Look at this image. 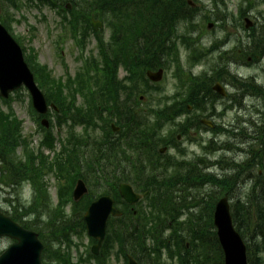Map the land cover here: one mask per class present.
<instances>
[{
	"label": "rangeland",
	"instance_id": "rangeland-1",
	"mask_svg": "<svg viewBox=\"0 0 264 264\" xmlns=\"http://www.w3.org/2000/svg\"><path fill=\"white\" fill-rule=\"evenodd\" d=\"M198 2V7L202 6V16L204 13V16L206 18H212L214 19V15H215V9L213 8L214 2L213 0H195ZM241 0H225L226 5L228 6V10L229 13L235 14L236 15V6L239 5ZM206 7V8H205ZM223 9L224 7L221 6ZM203 8H205V10H203ZM204 11V12H203ZM260 13L264 14V6L259 5L256 6L255 8H253L251 14L252 16L255 18L260 16ZM18 19L24 18L26 19L25 22H23L22 24H13L12 25V29L14 30V33L18 34V36H20L22 38V41L25 45V47L27 49L31 48L34 49L35 52L38 54L39 57V62L42 65H46L48 67V69L51 71L53 77H55L56 79H62L64 77L65 74V68L63 67V65L61 64L60 60L57 58L56 56V52H57V45H56V41L57 38L59 39L60 36H63L64 33L61 29V27L59 25H57V21H58V16L55 14L54 10L50 9L49 7H43V8H35V7H29L27 6V3L24 4V7L22 8L21 12L15 15ZM261 18V17H260ZM263 22V21H261ZM237 24V19L235 22H232V27H234ZM239 24V28H234V29H230V31L233 33L235 32V34L238 37L239 40V44L237 45V49L240 48L241 50H244L243 47L245 48L246 46V39L243 37H245V32L242 30V27ZM32 28H38V32L37 34H31L32 33ZM215 32H220V30H215ZM214 33V32H213ZM212 33H209L208 35L204 36L203 39H207L209 37H213L211 36ZM219 35L222 37L223 33H219ZM110 36V33L107 32L105 37L106 39H108ZM248 37V36H247ZM64 46V52H65V62L68 66L69 72L72 76H75V74L77 73V71L79 70L81 64L78 61L77 57L79 56L77 50L75 49L73 43L71 42V39H68L67 36V40L65 41V43L63 44ZM97 56V48L95 47V43L94 41L90 43L88 50L86 52V57L89 56ZM245 56H248L247 54ZM244 56V57H245ZM264 64V63H263ZM200 71V69H199ZM171 73L168 74L169 78H167V81H165L162 86L163 88H165V90L167 91L168 94H173V79L170 76ZM241 74L243 76H249L251 73L247 70H242ZM124 75L123 73L120 74V77L122 78ZM23 96V98L21 99H16L13 102V108H14V112L15 115L24 122L23 124V132L25 133L26 136H30L31 133H33L36 129V125L35 123L32 121L31 116H30V104L28 102V99L26 97V93L23 92V94L21 95ZM25 96V97H24ZM159 99V97H157L156 95H152L149 98H147V101L149 104L152 105H156L153 102H157V100ZM224 105L225 103L223 102V100L219 101L217 103V106L219 107V111H223L224 110ZM6 109V108H5ZM210 115V114H209ZM226 118L218 120V124L219 125H224L223 127H227L228 129H234L237 128V126L240 123V119L241 118H237L236 119V114L234 113H228L227 116H225ZM259 119H261V117H259ZM239 121V122H238ZM222 123V124H221ZM238 130L234 129L235 132H240V129L237 128ZM248 130H246V133H252V131L254 130V126L251 124V121H248ZM204 136V140H209L213 137L212 134L208 133V132H203ZM216 141H218V144L220 145L221 143L225 144L228 141H231L233 144H240V142H235V140H232V138H228L227 136H218ZM244 142H246L242 147H244V149L248 150L246 152V155H241V154H232L228 153L227 154V163H231V160L236 159L237 161L244 163L246 161H249L252 159V156L250 155V152L252 150L254 151H259L261 149H264V146L262 145L261 141H247L245 140ZM250 147V148H249ZM190 150H195L196 151V147L195 146H191L189 148ZM198 152L200 153V155L203 154V151L200 152V150H198ZM224 156V155H223ZM221 154H217L216 156L212 157V159L216 160V158L220 159L221 157H223ZM220 167L217 170H214L213 172H215L216 175H219L220 177L226 178L228 175H231V173L228 172H221L220 171ZM260 169L259 167L253 171H249L244 179L239 180V182L236 184V190L234 192V197H232L233 200H231L232 205L236 204V205H240L242 203H245L246 206H249V200L248 197L251 196L252 194V187H253V183L251 182L252 180H257V173H260ZM221 172V173H220ZM234 174V173H232ZM263 174V171H262ZM260 174V175H262ZM252 177V178H250ZM14 178V177H13ZM219 179V178H218ZM220 180V179H219ZM48 183H49V193L51 195V197H53L54 203H56V189H57V183L56 179L53 178L52 176L50 178L47 179ZM20 191V189H18ZM261 188L256 190V196H259L261 193ZM25 198H23L20 202L21 205L27 207L29 202H30V191H29V187H25ZM207 193H213L212 197L214 198H221L225 192L222 189H218V188H212V187H207L204 190H200L199 192L204 194V192ZM22 193V191H20ZM7 195L2 193V190H0V207L2 208V210L6 211L7 207H9V205L5 202L4 198ZM28 199V200H26ZM240 200L242 201V203H240ZM20 204H16V205H20ZM49 209H51L50 204H49ZM197 212L199 213L200 210H197ZM208 213L207 211L204 212V221L203 224H209L208 222ZM243 230L247 232V237L249 240V231L246 228L245 225H243ZM210 232H213V229L209 230ZM83 242L85 244V247L82 249V251L86 250V247L88 246V240L87 238H83ZM254 242V241H252ZM12 243L10 241H6V240H0V252L5 250L6 248H8ZM109 264H123V260L118 261L116 259H112Z\"/></svg>",
	"mask_w": 264,
	"mask_h": 264
},
{
	"label": "trees",
	"instance_id": "trees-1",
	"mask_svg": "<svg viewBox=\"0 0 264 264\" xmlns=\"http://www.w3.org/2000/svg\"><path fill=\"white\" fill-rule=\"evenodd\" d=\"M99 1L100 8H102L105 12L109 10L108 14L112 15L110 19L113 27H117V36L120 35L123 37L122 39H120V47L127 48V50H129V52H133L134 55L141 54V58H133L136 61L135 65L133 66H135L141 72L145 71L148 68H153L152 52L154 51L153 53H155V49L157 48V46H162L163 44H165L167 40L176 33V31L169 30L173 26H177L181 21L186 22L188 21V19L193 17V10L186 8L185 0ZM151 26H163L166 28V30L156 33L153 29H151ZM141 41L143 42V44L140 43ZM157 43H160V45H156ZM142 61L143 63H141ZM108 66H111L110 62H108L107 67ZM108 73L111 80L113 75L112 71L110 70ZM142 77L143 75L141 73H138L132 86H115L114 90L121 89L125 92L131 91L129 93L130 98H132L134 92H139V94H141L143 92L142 88L136 89V86L140 81V78ZM111 82L112 83L110 89H113L114 82ZM117 97L118 94L116 93L111 99L116 100ZM136 104H139V102ZM107 105H109V103H107ZM118 115L121 116L120 113H118ZM20 133L21 123L18 122L15 118L12 119L11 117L3 116L0 112V160H2L10 168L11 172L15 174V176L17 175V173H20L24 169V166L21 164V162H19L16 156V149L22 139ZM34 164L35 163L31 162L30 165ZM9 176L10 173L8 172V177ZM156 184L159 185V189H161L162 185H168L166 182H162V180H159V182H156ZM223 184L225 188H230L232 185L229 180ZM88 204L89 202H87L85 206H88ZM261 206L262 207L258 206L257 208L259 227L261 228L259 232V238L263 240L262 243L264 244V206ZM237 214H241L245 219L248 218L249 215L248 211L244 210V208L241 209V207L237 208L236 215ZM150 221L151 220L146 219L145 226L142 229H134V232L130 237V242L133 251L138 252V255L142 258L145 264H161L162 250L166 248L170 252V254L173 255L172 250H174V248L173 245H169V241L160 239H157V247L153 251H149L144 247L145 238L152 233V230L148 231V228L146 229ZM156 234H158V232H155L154 236H156ZM144 235L145 238L144 240H142ZM175 248V250L180 254L186 250L184 242H178ZM204 259L206 264H210L211 261L207 254L206 256L204 255ZM198 261L202 263L196 261L197 264H203V261L201 259H198Z\"/></svg>",
	"mask_w": 264,
	"mask_h": 264
},
{
	"label": "water",
	"instance_id": "water-1",
	"mask_svg": "<svg viewBox=\"0 0 264 264\" xmlns=\"http://www.w3.org/2000/svg\"><path fill=\"white\" fill-rule=\"evenodd\" d=\"M0 50L2 54L0 59L5 62L0 61V87L2 95L7 96L10 91L26 84L33 91L37 109L43 113L45 104L42 95L35 90L32 84H28V81L24 78L26 76L24 72L19 67H15L13 56L4 45H1ZM121 192L123 197L131 203L137 202L138 199L133 196L129 186H122ZM110 214L115 215L117 212L113 209V202L109 198H104L93 204L88 213L87 221L91 234L94 231L95 236L100 241L104 237L105 224ZM215 224L219 230V240L225 252V264H247L246 248L240 236L234 231L227 198L222 200L217 207ZM7 225L8 220L0 215V231L13 234L7 228ZM31 240V236H28L24 240V246L22 245L23 243H21L22 246H16L3 258L0 264H25L26 260H29V264H31V261H35L39 257V254L36 253V257L29 256L31 253L27 250Z\"/></svg>",
	"mask_w": 264,
	"mask_h": 264
},
{
	"label": "bare ground",
	"instance_id": "bare-ground-1",
	"mask_svg": "<svg viewBox=\"0 0 264 264\" xmlns=\"http://www.w3.org/2000/svg\"><path fill=\"white\" fill-rule=\"evenodd\" d=\"M81 4L83 6H86V7H98L100 6V1L99 0H91V1H87V2H81ZM204 27V25H199V26H196V24H187V23H178L177 26H173L169 31H178V30H182V31H185L186 29L188 30H194V31H197V32H201L202 31V28ZM151 29H153L156 33H159L161 31H164L166 30L165 27L163 26H151ZM214 30H220L222 31V26L220 25H216L214 24ZM220 32H214L211 34V36L215 37V38H218V39H221L223 37H225L226 35L224 36H220L219 35ZM176 34V33H175ZM254 89V87L250 88L249 90H252ZM239 178H242V177H237V176H229V179L231 180H236V179H239Z\"/></svg>",
	"mask_w": 264,
	"mask_h": 264
}]
</instances>
